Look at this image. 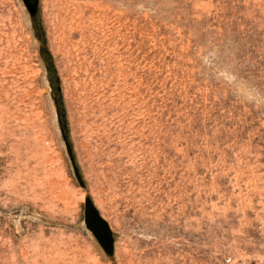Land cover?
<instances>
[{
	"label": "rangeland",
	"instance_id": "374dc122",
	"mask_svg": "<svg viewBox=\"0 0 264 264\" xmlns=\"http://www.w3.org/2000/svg\"><path fill=\"white\" fill-rule=\"evenodd\" d=\"M0 264H264V0H0Z\"/></svg>",
	"mask_w": 264,
	"mask_h": 264
},
{
	"label": "water",
	"instance_id": "95a60500",
	"mask_svg": "<svg viewBox=\"0 0 264 264\" xmlns=\"http://www.w3.org/2000/svg\"><path fill=\"white\" fill-rule=\"evenodd\" d=\"M29 11H36L38 0H23ZM76 175L79 177L77 170ZM85 226L95 236L106 254L111 255L114 250V237L108 222L100 215L89 197L84 203Z\"/></svg>",
	"mask_w": 264,
	"mask_h": 264
},
{
	"label": "trees",
	"instance_id": "16d2710c",
	"mask_svg": "<svg viewBox=\"0 0 264 264\" xmlns=\"http://www.w3.org/2000/svg\"><path fill=\"white\" fill-rule=\"evenodd\" d=\"M42 39L44 40V38H42ZM40 53H41L42 58L45 62V65L48 67L50 72L55 76L56 80H58L56 68H55V65L53 63V58H52V55L50 54L49 50L47 48H43V49H40ZM62 111H64L63 107H62ZM62 130H63L64 134L67 133L66 123H65L64 127H62ZM67 143H68V145L70 144L68 140H67Z\"/></svg>",
	"mask_w": 264,
	"mask_h": 264
}]
</instances>
